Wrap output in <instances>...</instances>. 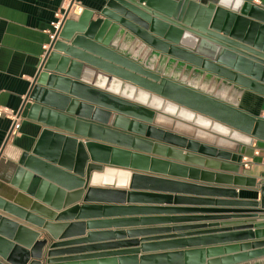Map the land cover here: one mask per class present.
Masks as SVG:
<instances>
[{
  "label": "water",
  "instance_id": "95a60500",
  "mask_svg": "<svg viewBox=\"0 0 264 264\" xmlns=\"http://www.w3.org/2000/svg\"><path fill=\"white\" fill-rule=\"evenodd\" d=\"M254 1L243 0L238 6V0H109L98 13L84 8L78 16H65L28 95L29 117L46 128L33 150L22 157L16 180L26 173L25 191L34 201L23 208L0 196L1 212L42 228L58 241L49 247L47 264H226L230 260L209 255L212 248L141 255L146 242L192 234L129 242L137 245L135 249L95 244L61 250L82 242L63 240L73 231L83 233L85 224H56L64 214H54L62 208L52 204L51 194L65 190L87 197L124 194L96 187L113 178L129 183L128 188L154 179L135 171H200L144 154L166 157L180 151L130 132L169 137L183 147L201 145L131 120V115L168 119L179 126L165 115L189 120L185 122L199 127L187 126L194 133L234 153L227 157L239 173L240 155L255 139L264 140V119L239 104L245 89L264 95V7ZM233 180L256 186L255 178L241 174ZM230 203L238 208L194 211L247 219L224 224L228 228L223 231H241L252 241L241 247L255 251L236 258L264 253V190L260 201ZM40 236L39 231L0 214V264H42L47 240H39ZM96 237L90 234L91 239Z\"/></svg>",
  "mask_w": 264,
  "mask_h": 264
},
{
  "label": "crops",
  "instance_id": "0c3cea01",
  "mask_svg": "<svg viewBox=\"0 0 264 264\" xmlns=\"http://www.w3.org/2000/svg\"><path fill=\"white\" fill-rule=\"evenodd\" d=\"M67 1L0 0V109L12 110L18 116L16 121L8 116L0 117V196L23 208H28L34 198L25 191L29 185L26 173L19 175L16 180L17 168L20 167L24 154L33 150L42 130L46 128L39 119L29 117L31 100H28V95L51 42L55 14L64 10ZM79 1L87 12L98 13L109 0ZM254 3L264 7V0L259 2L255 0ZM239 104L244 111L252 115L260 117L264 113V95L252 90H244ZM165 116L182 125H176L168 119L149 120L148 117L138 115H131L130 119L153 126L165 133L198 142L201 147L190 144L185 147L179 146L172 143L169 137L153 133L129 132L134 136L180 151L177 156L166 157L147 152H143L144 154L200 171L198 173L135 171L154 179L141 181L134 188H128L129 183L125 185V182L113 178L107 183H98L100 187H96L103 190L125 191L124 194H97L87 197L86 194L76 195V190L52 192V204L62 208V211H53L54 214L58 216L64 214L59 222H55L56 224H85L83 233L73 231L63 240L74 243L80 240L82 241L80 244L59 249L89 248L95 244H114L118 248L123 247L122 249H135L137 245L129 242L144 238L162 239L192 234L187 237L146 242L148 245L141 250V255L212 248L213 252L209 255L219 260L230 258L227 261L230 264H264V253L242 259L236 258L255 251L244 250L241 247L242 244L252 241L241 231H223L228 228L224 224L247 219H223L220 217L224 216L223 213L194 211L238 208L236 204L230 203L235 200L260 201L264 190V140L255 139L252 146H247L244 155H240L241 168L237 173L227 157L228 153H234L228 152L225 145L194 133L196 127L185 122L187 119ZM196 129L199 130V127ZM80 140L86 141L88 138L80 137ZM256 150L259 151V155L255 154ZM245 157L252 158L248 166H245ZM211 173L212 175H209ZM237 174L255 178L256 186H253L252 181L244 185L237 184V181L233 180V176ZM232 192H237L238 197L233 198ZM84 206L87 208H82ZM76 207L80 208L74 211ZM0 214L41 233L39 240H47V244L41 252L40 261L47 264L49 247L51 243L58 241L42 228L19 221L1 211ZM90 234H97L98 237L91 239ZM107 247L111 248L109 245Z\"/></svg>",
  "mask_w": 264,
  "mask_h": 264
},
{
  "label": "built area",
  "instance_id": "2783aa9c",
  "mask_svg": "<svg viewBox=\"0 0 264 264\" xmlns=\"http://www.w3.org/2000/svg\"><path fill=\"white\" fill-rule=\"evenodd\" d=\"M256 1L259 2L260 0ZM63 9V11H58L55 14V21L52 24L53 30L51 31V39L54 37L55 33L60 29L66 15L81 14L84 7L79 0H68L67 3L64 5ZM2 116H8L13 121H16L18 119L17 113L12 110L0 109V117ZM260 117L264 119V113L261 114ZM255 154L259 155V151L256 150ZM251 161L252 158L245 157V166H248Z\"/></svg>",
  "mask_w": 264,
  "mask_h": 264
},
{
  "label": "clouds",
  "instance_id": "9594fccd",
  "mask_svg": "<svg viewBox=\"0 0 264 264\" xmlns=\"http://www.w3.org/2000/svg\"><path fill=\"white\" fill-rule=\"evenodd\" d=\"M243 3V0H238V6Z\"/></svg>",
  "mask_w": 264,
  "mask_h": 264
},
{
  "label": "bare ground",
  "instance_id": "6f19581e",
  "mask_svg": "<svg viewBox=\"0 0 264 264\" xmlns=\"http://www.w3.org/2000/svg\"><path fill=\"white\" fill-rule=\"evenodd\" d=\"M106 180H108V179H106Z\"/></svg>",
  "mask_w": 264,
  "mask_h": 264
}]
</instances>
